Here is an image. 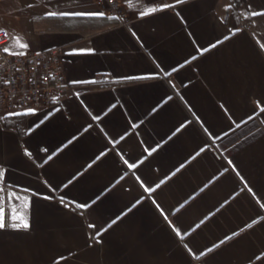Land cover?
Masks as SVG:
<instances>
[{"label":"crops","instance_id":"obj_1","mask_svg":"<svg viewBox=\"0 0 264 264\" xmlns=\"http://www.w3.org/2000/svg\"><path fill=\"white\" fill-rule=\"evenodd\" d=\"M116 1L0 0L68 85L0 112V264H264V0Z\"/></svg>","mask_w":264,"mask_h":264},{"label":"built area","instance_id":"obj_2","mask_svg":"<svg viewBox=\"0 0 264 264\" xmlns=\"http://www.w3.org/2000/svg\"><path fill=\"white\" fill-rule=\"evenodd\" d=\"M107 17L121 25L127 18L116 0H95ZM9 33L0 30V112L32 113L49 107L68 88L61 71L60 51L29 50L19 55L5 52Z\"/></svg>","mask_w":264,"mask_h":264},{"label":"snow or ice","instance_id":"obj_3","mask_svg":"<svg viewBox=\"0 0 264 264\" xmlns=\"http://www.w3.org/2000/svg\"><path fill=\"white\" fill-rule=\"evenodd\" d=\"M163 7L167 8V7H170V5H163ZM157 10H159V9H157V8H148L147 11H145L143 13V15H148L150 13H153V12L157 11ZM49 15H55V13H49ZM64 15H68V14H64ZM75 15H103V14L102 13H99V14H81V13H77ZM252 15H261V14L252 13ZM20 46L21 47H26V45H24V44H21ZM4 51L7 52L8 49L5 48ZM262 110H264V109H262ZM2 177H3V173L0 172V178H2ZM0 199H3V198L0 197ZM10 219L11 220H19L20 221V223H17L15 225H13V227H17V228L23 227L25 229L28 228V224L26 222H24L21 217H19V216H11ZM6 226H7V223H6L5 209L3 207V204H0V229L5 228Z\"/></svg>","mask_w":264,"mask_h":264},{"label":"trees","instance_id":"obj_4","mask_svg":"<svg viewBox=\"0 0 264 264\" xmlns=\"http://www.w3.org/2000/svg\"><path fill=\"white\" fill-rule=\"evenodd\" d=\"M50 19H56L57 17H49ZM106 18V17H104ZM113 20L111 18H106ZM30 113H18L12 115H6L2 118V125L4 128L19 127L21 123H24Z\"/></svg>","mask_w":264,"mask_h":264}]
</instances>
